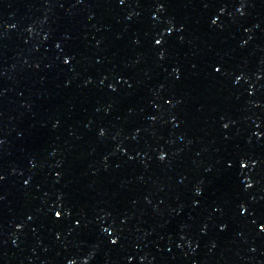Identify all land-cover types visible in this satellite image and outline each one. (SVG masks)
Masks as SVG:
<instances>
[{"label": "snow or ice", "instance_id": "1", "mask_svg": "<svg viewBox=\"0 0 264 264\" xmlns=\"http://www.w3.org/2000/svg\"><path fill=\"white\" fill-rule=\"evenodd\" d=\"M120 2H121V3H124V0H120ZM241 14L243 15V12H242V11H241ZM212 23L215 24L216 21L213 20ZM161 43H162L161 40H156V44H157V45H160ZM58 47H59V45H58ZM160 58L163 59V54H161V57H160ZM66 62H68V61H66ZM216 71L219 72L220 69L217 68ZM225 127H227V125H225ZM103 134H104V133L101 132V135H103ZM0 143H2V141H0ZM159 159H160L161 161H163V160L165 159V155L161 154L160 157H159ZM229 166H230V165H229ZM241 166H242V167H246V165H244V164H242ZM25 183L27 184L28 182L26 181ZM248 187H251V185L249 184ZM59 218H61V217H60V213H57V219H59ZM260 230H261V232H264V227H262ZM105 231H107V229H105ZM111 243H112L113 245H115V244L118 243V241H117L116 239H113V240H111Z\"/></svg>", "mask_w": 264, "mask_h": 264}]
</instances>
